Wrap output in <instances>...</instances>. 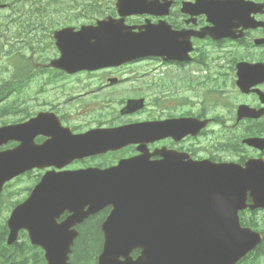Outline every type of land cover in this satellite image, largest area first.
I'll return each instance as SVG.
<instances>
[{
  "label": "flooded vegetation",
  "instance_id": "af4514ba",
  "mask_svg": "<svg viewBox=\"0 0 264 264\" xmlns=\"http://www.w3.org/2000/svg\"><path fill=\"white\" fill-rule=\"evenodd\" d=\"M116 1L0 0V127L43 114L27 131L28 149L53 146L49 160L42 161L71 159L62 170L108 168L136 157L173 166V156L205 161L206 167L263 165L264 0H206V8L195 5L204 0H151L165 6L160 14L128 15L123 23L156 28L171 44V56L70 71L51 65L61 55L58 38L61 50L75 53L80 43L74 37L82 26L119 19ZM64 29L75 36L58 33ZM136 123L145 126L136 142L81 158L61 153L68 136ZM149 123L157 124L156 133H146ZM21 142L17 137L1 142L0 152ZM47 170L58 168L27 171L3 187ZM245 203H253L250 192ZM237 213L241 227L262 240L229 264H264V209ZM96 217L76 228L94 226ZM140 254L141 248L130 252L133 259Z\"/></svg>",
  "mask_w": 264,
  "mask_h": 264
},
{
  "label": "water",
  "instance_id": "95a60500",
  "mask_svg": "<svg viewBox=\"0 0 264 264\" xmlns=\"http://www.w3.org/2000/svg\"><path fill=\"white\" fill-rule=\"evenodd\" d=\"M121 1L118 6L125 14H160L165 7L147 0ZM195 5L206 8V3ZM74 38L80 43L78 50L62 52L60 63L66 69L118 64L143 55H171L172 48L165 44V36L150 26L139 32L129 28L106 31L92 37L96 44L89 43L92 38L87 33H77ZM165 47L169 49L163 50ZM29 123L0 129V143L13 137L22 141L16 149L0 155V191L5 181L25 170L43 168V161L37 159L49 160L53 152V146L50 150L49 146L28 149L32 136L27 134ZM144 127L133 124L68 136L61 153L83 157L119 148L138 141ZM146 127L147 134L158 130L157 124ZM53 136L60 138L59 134ZM69 160L57 163L50 159L47 165L61 167ZM178 160L173 156L171 166L145 164L136 157L106 169L46 172L30 195L13 208L7 221V243L12 244L18 231L26 229L31 243L43 249L46 264H71L69 254L77 236L72 227L111 206L100 225L103 244L97 264H224L239 259L258 238L239 227L237 211L245 206L247 190L253 192V200L264 202V198L258 199L264 188V165L240 170ZM65 211L69 216L57 222ZM135 248H141L142 255L132 260L129 253ZM213 250L212 260L204 258Z\"/></svg>",
  "mask_w": 264,
  "mask_h": 264
},
{
  "label": "trees",
  "instance_id": "16d2710c",
  "mask_svg": "<svg viewBox=\"0 0 264 264\" xmlns=\"http://www.w3.org/2000/svg\"><path fill=\"white\" fill-rule=\"evenodd\" d=\"M107 210L99 212L94 226L87 225L81 229L76 246L71 255V264H96V257L101 248L99 224ZM7 227L0 216V264H45L42 250L28 241L22 232L19 240L12 245L6 244Z\"/></svg>",
  "mask_w": 264,
  "mask_h": 264
},
{
  "label": "rangeland",
  "instance_id": "374dc122",
  "mask_svg": "<svg viewBox=\"0 0 264 264\" xmlns=\"http://www.w3.org/2000/svg\"><path fill=\"white\" fill-rule=\"evenodd\" d=\"M30 184L29 179H24L21 183H19V185L16 186H10V189H12L11 191H15V193H12V195L10 196V199H8L9 201H16L18 199L23 198L26 195V188L28 187V185ZM7 188H5L4 192L2 193L3 195L6 194L7 192ZM9 204V202H8Z\"/></svg>",
  "mask_w": 264,
  "mask_h": 264
}]
</instances>
